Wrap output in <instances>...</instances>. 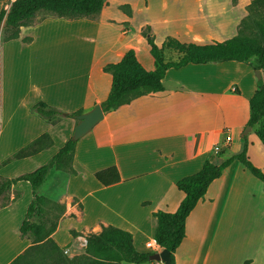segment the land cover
Instances as JSON below:
<instances>
[{
  "label": "crops",
  "instance_id": "0c3cea01",
  "mask_svg": "<svg viewBox=\"0 0 264 264\" xmlns=\"http://www.w3.org/2000/svg\"><path fill=\"white\" fill-rule=\"evenodd\" d=\"M11 1L0 0V9L8 8ZM107 2L95 19L38 11L32 23L20 27L17 38L0 40V163L42 133L52 140L33 155L0 165L1 178L45 163L71 138L77 119L66 114L86 112L106 98L111 75L102 67L117 62L133 46L123 44L124 30L108 28L112 20L106 13ZM155 2L157 18L148 25L158 46L168 38L208 44L236 35L239 15L217 7L218 0ZM150 4L141 1V9L150 10ZM55 26L62 28L64 37L78 33L81 44L49 41ZM25 36L31 40L23 41ZM134 47L143 67L154 69L153 57L145 65ZM254 70L251 61L234 60L168 68L161 91L141 93L104 111L102 119L76 141L75 173L52 169L37 189L39 195L55 197L64 205L51 235L55 242L64 249L87 233L112 225L130 232L137 250L160 252L153 239L152 213L176 209L182 198L177 180L198 171L205 160L217 163L238 152L243 134L246 155L264 171V145L254 128L244 133L249 99L257 87ZM39 101L64 115L55 123L41 119L30 111ZM111 165L116 166L120 181L103 186L94 172ZM253 177L238 160L223 168L187 215L175 264H264V191ZM7 197L0 205V264H11L31 244L19 231L32 199L29 183L17 181ZM147 241L153 246H146ZM141 264L163 262L148 259Z\"/></svg>",
  "mask_w": 264,
  "mask_h": 264
},
{
  "label": "trees",
  "instance_id": "16d2710c",
  "mask_svg": "<svg viewBox=\"0 0 264 264\" xmlns=\"http://www.w3.org/2000/svg\"><path fill=\"white\" fill-rule=\"evenodd\" d=\"M105 0H13L8 8L0 9V28H3L2 41L17 38L21 26L33 22L36 12H45L57 17L69 19L94 18L97 16ZM261 0H250L249 13L241 20L243 25L251 22L259 37L264 40V7L260 8ZM262 7V6H261ZM247 17V18H246ZM141 35L145 38L150 55L155 62V68L147 70L136 56V48L128 47L120 59L102 67L103 71L111 75L110 88L106 98L99 103L102 111L128 102L132 97L141 93H155L163 89L162 78L168 68H179L187 63H205L234 60L252 64L255 70L264 71V46L257 47L251 40L240 33L222 41L208 44L183 43L168 38L158 46L150 32L149 26ZM28 42L31 37L25 36ZM172 50L177 59H165L163 50ZM257 87L249 99V117L247 125L254 128V133L264 145V83L257 79ZM30 111L41 119L55 123L64 112L49 106L43 101L36 102ZM81 111L67 113L73 117ZM240 150L217 163L205 160L200 169L184 176L175 182V187L182 193V198L172 212L156 210L152 214L156 218V228L153 239L162 249L169 252L170 264L174 263V252L185 236V219L195 204L203 197L209 184L219 177L223 168L233 160H238L262 185L264 191V171L255 166L246 155L247 140L243 134ZM77 140H68L43 164L33 170L21 173L11 178L0 177V199L7 197V191L17 181L25 180L29 183L32 199L27 205L25 216L21 221L19 231L21 236H28L31 244L19 253L11 264H141L148 261L149 252L137 250L133 245L130 232L121 228L107 225L102 226L97 233L85 235V250L83 254L68 257L63 249L52 238V233L62 213L64 205L53 203L58 212L50 214V200L37 193L45 178L52 169L70 174L75 173L72 168V157ZM52 144L48 133H42L35 139L13 152L0 165L12 160L33 155ZM95 179L103 186H109L120 181L116 166L111 165L94 172ZM4 204V203H2ZM1 205V204H0ZM72 234L76 232L71 231Z\"/></svg>",
  "mask_w": 264,
  "mask_h": 264
},
{
  "label": "rangeland",
  "instance_id": "374dc122",
  "mask_svg": "<svg viewBox=\"0 0 264 264\" xmlns=\"http://www.w3.org/2000/svg\"><path fill=\"white\" fill-rule=\"evenodd\" d=\"M141 1L143 2V0H108L106 13L108 17H110V19L112 20L108 28L112 32H115L118 29L121 31L124 30L125 31L124 34L127 35L124 37L126 41H124L123 44L137 46L138 57L140 61L146 65L149 58L151 60L152 58L149 53L146 40L142 38L143 36L141 35V33L143 30H145V26H149L148 25L149 21H154L157 18L156 12L158 11L157 9L158 7L155 2L156 0H150L151 9L143 10L141 9ZM144 2H146V0H144ZM249 5H250V0H218V2L216 3L217 7L224 6L226 8V11H230V13H232L233 16L239 15L238 21L235 23L236 34L240 33L246 39L251 40L257 47H262L264 46V40H262L259 37L254 25L251 22H247L246 25L240 23L241 20L245 18V16L249 13L248 11ZM258 7L260 8L264 7V0H261V4L258 5ZM95 18H91V19H95ZM2 31L3 28H0V40L2 39V34H3ZM56 31L59 32V35L55 33ZM53 32L54 33L52 34L53 35L52 38L49 39V41H52L53 43L58 42L60 45L75 44V46L76 45L79 46V44H81L82 40L78 36V33H76L74 37H70V38H68L67 36L64 37L62 28L57 29L56 26L53 28ZM54 39L55 42L53 41ZM76 52L81 53V50L80 49L78 51L76 50ZM163 53L165 59H171V60L176 59V53H174L170 49L165 48L163 50ZM253 63H254V59H251V64ZM259 71L261 74H263L261 81L264 83V71L263 70H259ZM254 74H255V70H254ZM59 187L60 186H57L58 189ZM54 198L53 199L48 198L51 202V204H49L51 205V207H53L52 202L61 204L59 201H57V199ZM6 201H8V197H4V199H0V204L5 203ZM54 212H58V210L54 209L53 207L52 209H50V214ZM85 244H86L85 236L84 238L80 237L77 239V242L75 244L69 245L68 247L64 248L63 253L68 257H73L75 255L83 254L85 250Z\"/></svg>",
  "mask_w": 264,
  "mask_h": 264
},
{
  "label": "water",
  "instance_id": "95a60500",
  "mask_svg": "<svg viewBox=\"0 0 264 264\" xmlns=\"http://www.w3.org/2000/svg\"><path fill=\"white\" fill-rule=\"evenodd\" d=\"M255 76L257 79L261 78V74L259 70H255ZM103 117V111L101 106L97 103L94 104L93 107L80 114L75 115L77 119V123L73 127V132L71 134V139L77 140L85 133H87L91 128ZM250 129V126H246L244 129V133H247ZM148 259L157 260L163 262V264H170L169 252L166 249H162L160 252L151 253L148 256Z\"/></svg>",
  "mask_w": 264,
  "mask_h": 264
},
{
  "label": "built area",
  "instance_id": "2783aa9c",
  "mask_svg": "<svg viewBox=\"0 0 264 264\" xmlns=\"http://www.w3.org/2000/svg\"><path fill=\"white\" fill-rule=\"evenodd\" d=\"M219 151V148H215V152H218ZM153 242L152 241H147L146 242V246H149V247H151V246H153Z\"/></svg>",
  "mask_w": 264,
  "mask_h": 264
}]
</instances>
